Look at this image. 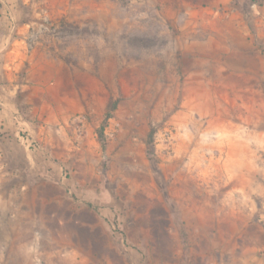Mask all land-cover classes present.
I'll list each match as a JSON object with an SVG mask.
<instances>
[{"label":"rangeland","instance_id":"374dc122","mask_svg":"<svg viewBox=\"0 0 264 264\" xmlns=\"http://www.w3.org/2000/svg\"><path fill=\"white\" fill-rule=\"evenodd\" d=\"M22 2L0 264H264V0Z\"/></svg>","mask_w":264,"mask_h":264},{"label":"crops","instance_id":"0c3cea01","mask_svg":"<svg viewBox=\"0 0 264 264\" xmlns=\"http://www.w3.org/2000/svg\"><path fill=\"white\" fill-rule=\"evenodd\" d=\"M22 1L0 0L1 132L11 125L10 123L17 112L15 107L17 105L16 88L23 87V80L39 83L43 78L42 63L48 62L52 58L50 52L46 50L49 45L54 44L52 39L42 37L33 49H27L26 41L31 27L20 22L18 7L24 4ZM34 95L32 93V96ZM17 140L19 141V138ZM25 154L28 156L29 152L25 151ZM209 262L205 263L209 264Z\"/></svg>","mask_w":264,"mask_h":264},{"label":"built area","instance_id":"2783aa9c","mask_svg":"<svg viewBox=\"0 0 264 264\" xmlns=\"http://www.w3.org/2000/svg\"><path fill=\"white\" fill-rule=\"evenodd\" d=\"M38 42L37 37H34L33 35L30 37L29 40L26 41L27 49L31 50L34 48L35 44ZM18 118V112L15 113L14 119L17 120ZM19 141L22 144V146L30 151L34 152L39 149L38 143L32 138L30 134V129L27 127L26 123H22L19 125Z\"/></svg>","mask_w":264,"mask_h":264}]
</instances>
